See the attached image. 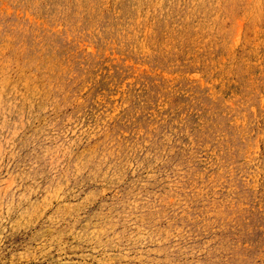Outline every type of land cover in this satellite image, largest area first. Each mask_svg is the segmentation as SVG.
Instances as JSON below:
<instances>
[{
    "label": "rangeland",
    "instance_id": "374dc122",
    "mask_svg": "<svg viewBox=\"0 0 264 264\" xmlns=\"http://www.w3.org/2000/svg\"><path fill=\"white\" fill-rule=\"evenodd\" d=\"M0 264H264V0H0Z\"/></svg>",
    "mask_w": 264,
    "mask_h": 264
}]
</instances>
